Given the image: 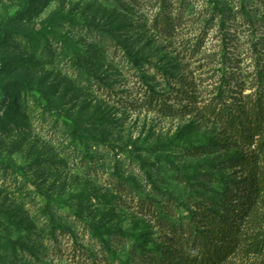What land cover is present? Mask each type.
I'll return each mask as SVG.
<instances>
[{"label":"rangeland","instance_id":"rangeland-1","mask_svg":"<svg viewBox=\"0 0 264 264\" xmlns=\"http://www.w3.org/2000/svg\"><path fill=\"white\" fill-rule=\"evenodd\" d=\"M23 1L0 41V264H150L162 223L231 179L209 110L224 55L251 69L264 0H0V22ZM243 231L223 264H264V197Z\"/></svg>","mask_w":264,"mask_h":264},{"label":"trees","instance_id":"trees-1","mask_svg":"<svg viewBox=\"0 0 264 264\" xmlns=\"http://www.w3.org/2000/svg\"><path fill=\"white\" fill-rule=\"evenodd\" d=\"M24 10V1L15 14L0 22V41L5 27ZM168 28V19H162ZM251 44V69L240 74L239 57L221 59L220 81L210 114L223 128L227 143L240 149L239 155L221 166L232 171L231 179L220 185L215 199L193 201L194 210L187 212L189 220L179 225L162 223L171 233L156 254L149 255L150 264H223L243 240V228L259 208L264 197V41ZM230 50V49H229ZM229 51L227 50L226 53ZM254 56V57H253ZM228 67V69L226 68ZM246 77V78H245ZM0 94L5 91L0 85ZM188 99L193 97L185 92ZM193 100V99H192ZM141 104L159 111L168 110L157 97H146ZM4 100L0 99V106ZM138 106V105H137ZM186 111L190 112L192 110ZM165 112V111H164ZM170 116L175 115L174 110ZM193 153H208L206 146H191ZM221 184V183H220ZM96 234L106 233L98 225L91 226Z\"/></svg>","mask_w":264,"mask_h":264}]
</instances>
